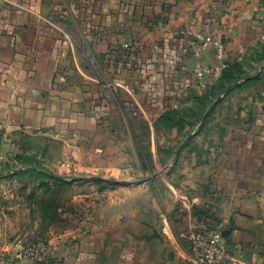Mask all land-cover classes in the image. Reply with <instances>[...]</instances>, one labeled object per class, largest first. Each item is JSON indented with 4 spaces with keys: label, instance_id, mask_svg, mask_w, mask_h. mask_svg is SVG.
Listing matches in <instances>:
<instances>
[{
    "label": "crops",
    "instance_id": "1",
    "mask_svg": "<svg viewBox=\"0 0 264 264\" xmlns=\"http://www.w3.org/2000/svg\"><path fill=\"white\" fill-rule=\"evenodd\" d=\"M0 125V264L39 238L59 264H186L193 217L264 264V0H0ZM52 178L78 189L59 232L19 221Z\"/></svg>",
    "mask_w": 264,
    "mask_h": 264
},
{
    "label": "built area",
    "instance_id": "2",
    "mask_svg": "<svg viewBox=\"0 0 264 264\" xmlns=\"http://www.w3.org/2000/svg\"><path fill=\"white\" fill-rule=\"evenodd\" d=\"M207 28L204 32L187 30L185 33L200 43L212 45L218 57H222L225 51L222 40L210 35ZM193 72L196 78L204 81L210 75L211 70L208 67L196 65ZM207 85L206 82L202 84L203 87ZM2 145L3 134L0 125V152ZM185 241L189 250L186 264H226L231 260L230 252L223 243L222 229L209 225L201 218H191L185 233ZM45 248L46 240L39 238L22 247L21 250L25 258L33 261L32 264H59L42 258Z\"/></svg>",
    "mask_w": 264,
    "mask_h": 264
},
{
    "label": "rangeland",
    "instance_id": "3",
    "mask_svg": "<svg viewBox=\"0 0 264 264\" xmlns=\"http://www.w3.org/2000/svg\"><path fill=\"white\" fill-rule=\"evenodd\" d=\"M213 97L214 96L211 95V99H213ZM23 180V182L27 183L24 185L31 186V179ZM70 184L72 183H69V185L67 186L66 184L62 185L57 181H50L47 187L48 189H43L37 195L36 200L37 203L39 202L38 208L35 209L34 212L30 211L29 214H27V212H22L23 215H21L19 221H24V223H26L27 220H36L38 221V224L36 226L37 230H46L50 228L55 232H59L68 228L71 225L73 219H75L73 217L76 216L78 213L76 209L73 208L72 202H70L75 196V194L77 195L78 189H73ZM24 197L27 202H33L35 199V195L33 197V195L31 196V194L29 193L26 194ZM63 201L65 202V205H60ZM11 202L12 200L9 195H0V236L4 234V229H7V227L9 228L12 216L15 213V211L10 208ZM59 208H62L64 211L61 209L58 210ZM21 229L30 230L32 229V227L30 225H27L26 227L24 224ZM6 231H8V233H10V231L12 232L11 229L10 231Z\"/></svg>",
    "mask_w": 264,
    "mask_h": 264
},
{
    "label": "trees",
    "instance_id": "4",
    "mask_svg": "<svg viewBox=\"0 0 264 264\" xmlns=\"http://www.w3.org/2000/svg\"><path fill=\"white\" fill-rule=\"evenodd\" d=\"M229 87H231V85H229V86H227V87H225V90H228L229 89ZM54 181H57V182H60V184H66V185H69V183H65L62 179H60V178H52ZM64 182V183H63ZM101 182H103L102 180H99V179H97V180H94V183H96V184H100ZM117 184H119V185H123L124 183H117ZM61 185V186H62ZM112 185H114V184H112ZM63 210L62 208H59L58 210ZM64 211V210H63ZM200 218V217H199Z\"/></svg>",
    "mask_w": 264,
    "mask_h": 264
},
{
    "label": "water",
    "instance_id": "5",
    "mask_svg": "<svg viewBox=\"0 0 264 264\" xmlns=\"http://www.w3.org/2000/svg\"><path fill=\"white\" fill-rule=\"evenodd\" d=\"M222 235H223V232H222Z\"/></svg>",
    "mask_w": 264,
    "mask_h": 264
}]
</instances>
